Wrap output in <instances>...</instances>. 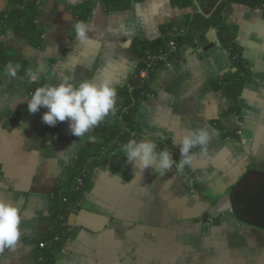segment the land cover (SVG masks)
<instances>
[{
	"label": "crops",
	"instance_id": "0c3cea01",
	"mask_svg": "<svg viewBox=\"0 0 264 264\" xmlns=\"http://www.w3.org/2000/svg\"><path fill=\"white\" fill-rule=\"evenodd\" d=\"M84 1L42 0L40 48L13 29L0 40L38 70L39 87L58 85L64 76L79 83L110 75L118 101L105 121H113L123 102L119 90L131 84L142 61L134 41L158 38L163 24L192 9L170 0H131L119 11L99 3L85 22L92 30L84 44L74 28V8ZM9 7V0H0V14ZM225 14L238 27L237 42L253 74L238 114L223 118L235 102L213 84L235 70L230 53L216 29L203 28L196 48L156 69L138 121L142 139L154 140L157 152L168 148L177 162L187 130L208 127L214 130L211 142L204 151L191 150L195 158L183 174L173 168L163 176L152 167L140 172L122 144L106 166L95 169L93 187L69 215L73 235L56 264H264V10L233 3ZM34 91L18 78L9 82L5 70L0 74V198L22 200L25 217L21 245L0 255V264H37L36 241L49 229L55 188L97 137V128L80 139L69 121L45 124V107L31 114ZM226 195L236 212L214 216L212 209Z\"/></svg>",
	"mask_w": 264,
	"mask_h": 264
},
{
	"label": "trees",
	"instance_id": "16d2710c",
	"mask_svg": "<svg viewBox=\"0 0 264 264\" xmlns=\"http://www.w3.org/2000/svg\"><path fill=\"white\" fill-rule=\"evenodd\" d=\"M9 1V9L0 14V36L13 29L18 35L27 38L35 47H42L43 31L37 23L41 15L42 0ZM170 1L175 7L192 10L180 19L163 24L161 35L158 38L134 41L133 49L142 57L138 70L143 67L149 55H165L169 61L176 62L186 49L196 48L200 44L199 30L214 28L218 32L221 45L230 53L231 63L235 67L233 72L216 79L213 83L214 88L235 102L223 114V118L232 113L238 114L239 98L253 74L243 55L242 47L237 42L238 27L227 21L225 13L233 3H243L251 8L258 7L264 10V0ZM99 3H105L110 11H119L129 8L131 0H85L74 8L76 22H86ZM198 5L204 13L199 12ZM171 41L176 45L174 50L171 49ZM9 62L22 66L18 79L24 81L30 91L39 87V84L29 82L26 76L30 61L23 55L6 50L0 40V74ZM138 70L131 84L119 90L123 102L116 119L103 121L97 127L96 141L91 146L80 150L69 167L66 179L57 184L50 202L49 229L44 238L36 241L37 264H56L57 254L63 250L66 242L73 235L74 230L68 225V217L79 208L84 195L93 187L92 178L95 169L106 166L111 155L122 144H127L131 139L139 142L144 136L143 128L138 121V114L142 102L151 95V89L150 82H143L139 79ZM218 124L222 126L221 122ZM42 242L45 243L44 247L40 246Z\"/></svg>",
	"mask_w": 264,
	"mask_h": 264
},
{
	"label": "clouds",
	"instance_id": "9594fccd",
	"mask_svg": "<svg viewBox=\"0 0 264 264\" xmlns=\"http://www.w3.org/2000/svg\"><path fill=\"white\" fill-rule=\"evenodd\" d=\"M74 28L78 42L84 44L90 42L89 32L92 29L89 24L78 21ZM21 67L20 64L11 62L7 64L5 75L9 78V82L18 78ZM26 76L31 83H36L40 79L38 70L31 68L26 72ZM117 101V88L108 74H105L101 80L88 78L79 83L75 82L74 76H64L58 85L45 84L38 87L28 100V110L31 114H36L41 107L47 108L48 111L42 118L45 124L56 126L58 122L69 121L71 133L82 139L109 115L115 114ZM213 132L214 130L208 127L187 130L180 140L179 162L173 159L172 152L168 149L157 152L156 142L148 138L139 142L131 139L122 146V151L128 161L134 163L140 172L152 167L163 176L175 168L176 173L183 174L185 167L191 166L195 158L191 150L196 147L202 151L206 150L212 140ZM160 138L166 139L163 136ZM22 204V200L13 203L0 198V255L6 250L15 251L21 245L24 236L22 224L25 218Z\"/></svg>",
	"mask_w": 264,
	"mask_h": 264
},
{
	"label": "built area",
	"instance_id": "2783aa9c",
	"mask_svg": "<svg viewBox=\"0 0 264 264\" xmlns=\"http://www.w3.org/2000/svg\"><path fill=\"white\" fill-rule=\"evenodd\" d=\"M171 49H176V45L173 41L170 42ZM172 64L165 55L154 56L149 55L144 61L143 67L138 70V77L143 82H150L153 78L154 72L160 66V64ZM241 133V131H239ZM41 247L45 246V243L40 244Z\"/></svg>",
	"mask_w": 264,
	"mask_h": 264
},
{
	"label": "water",
	"instance_id": "95a60500",
	"mask_svg": "<svg viewBox=\"0 0 264 264\" xmlns=\"http://www.w3.org/2000/svg\"><path fill=\"white\" fill-rule=\"evenodd\" d=\"M198 10L201 13H204L201 7L198 5ZM233 209L236 212V207L234 204H230V196H224L221 201L212 209V214L217 216L218 214Z\"/></svg>",
	"mask_w": 264,
	"mask_h": 264
}]
</instances>
